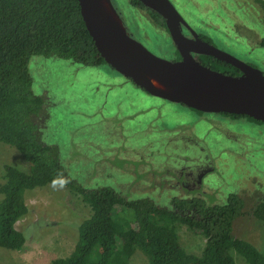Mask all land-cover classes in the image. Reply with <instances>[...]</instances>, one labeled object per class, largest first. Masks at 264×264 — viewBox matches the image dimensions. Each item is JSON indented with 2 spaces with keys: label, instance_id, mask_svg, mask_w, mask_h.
Returning a JSON list of instances; mask_svg holds the SVG:
<instances>
[{
  "label": "rangeland",
  "instance_id": "rangeland-1",
  "mask_svg": "<svg viewBox=\"0 0 264 264\" xmlns=\"http://www.w3.org/2000/svg\"><path fill=\"white\" fill-rule=\"evenodd\" d=\"M171 1L215 46L264 72V10L254 0ZM113 2L136 39L159 56L177 58L169 31L148 10L133 7L130 0ZM29 66L33 90L44 99L41 139L57 150L77 185H109L127 197L149 196L168 206L171 197L182 192L176 182L173 186L171 170L207 160L217 167L216 187H208L214 184L208 175L200 188L207 191L203 197L209 202H224L237 189L246 193L250 208L264 192V124L199 114L153 96L131 80L124 82L125 77L107 63L84 65L36 55ZM235 136L240 143L228 139ZM177 156L180 159H173ZM5 164L27 168L17 149L0 141V184ZM25 198L29 211L16 223L25 245L21 250L0 246V264H47L70 254L91 206L75 190L52 184L27 190ZM175 229L188 252L201 253L206 242L202 233L181 223ZM234 231L264 252V224L250 213L236 219ZM234 255L236 264H248L240 254ZM127 264L149 262L137 249Z\"/></svg>",
  "mask_w": 264,
  "mask_h": 264
},
{
  "label": "trees",
  "instance_id": "trees-1",
  "mask_svg": "<svg viewBox=\"0 0 264 264\" xmlns=\"http://www.w3.org/2000/svg\"><path fill=\"white\" fill-rule=\"evenodd\" d=\"M130 1L133 7L148 10L168 31L158 12L146 8L140 0ZM254 1L264 10V0ZM201 36L211 40L203 33ZM176 53L179 59L177 49ZM36 55L59 56L84 65L106 63L85 25L78 0H0V141L15 147L28 168L4 165L0 246L11 250L24 247L26 237L16 223L29 211L27 190L63 177L67 180L63 186L79 193L92 212L80 223L71 253L47 264H127L137 249L149 264H236L234 252L248 264H264V252L234 231L236 219L248 213L264 224V192L250 208L246 193L237 189L230 191L224 202H209L198 194L175 195L167 206L149 196L127 197L109 185H77L60 162L57 150L41 139L38 130L44 99L33 90L29 66ZM197 59L225 73H241L212 55L197 54ZM215 114L264 124L248 115ZM235 140L240 143L239 138ZM177 223L204 235L206 242L200 254L183 247L175 229Z\"/></svg>",
  "mask_w": 264,
  "mask_h": 264
},
{
  "label": "water",
  "instance_id": "water-1",
  "mask_svg": "<svg viewBox=\"0 0 264 264\" xmlns=\"http://www.w3.org/2000/svg\"><path fill=\"white\" fill-rule=\"evenodd\" d=\"M78 1L85 25L106 63L146 92L191 109L248 115L264 122V72L201 38L171 0L140 1L164 18L180 54L174 60L155 54L136 39L113 0ZM195 54L212 55L241 73L214 69Z\"/></svg>",
  "mask_w": 264,
  "mask_h": 264
},
{
  "label": "flooded vegetation",
  "instance_id": "flooded-vegetation-1",
  "mask_svg": "<svg viewBox=\"0 0 264 264\" xmlns=\"http://www.w3.org/2000/svg\"><path fill=\"white\" fill-rule=\"evenodd\" d=\"M183 31L185 32L186 35H189V36L191 35V32L187 27L183 26ZM197 33L202 38L201 33L200 32H197ZM195 56L197 57V54H195ZM129 80H131V79L125 78L123 81L127 82ZM110 86H113V84ZM235 138H236V136L234 138H228V139L235 141ZM189 140H191V139H189ZM173 159H180V158L177 156V158H173ZM187 160L188 159L186 158L185 161H187ZM192 162L193 161H191L188 165L178 166V168H173L171 170L173 173L171 178L174 179L173 180L174 181L173 186H175V182H176V185L180 189H182V192L175 194L176 196H189V195H193V194L204 195V193H206L207 191H202V190H200V188H202L203 183H206V177L208 175H211L212 182L214 181V184L210 183V185H208V184H206V185H208L209 188H215L217 185L216 184V182H217L216 176H215V175H217V167H216V165L213 164V162H210L207 160H198V161L196 160L194 163H192ZM173 165L176 166L175 163H173Z\"/></svg>",
  "mask_w": 264,
  "mask_h": 264
},
{
  "label": "clouds",
  "instance_id": "clouds-1",
  "mask_svg": "<svg viewBox=\"0 0 264 264\" xmlns=\"http://www.w3.org/2000/svg\"><path fill=\"white\" fill-rule=\"evenodd\" d=\"M66 183H67V180L65 178L59 177V178L53 179L52 186L53 188H55L57 185L63 186Z\"/></svg>",
  "mask_w": 264,
  "mask_h": 264
},
{
  "label": "bare ground",
  "instance_id": "bare-ground-1",
  "mask_svg": "<svg viewBox=\"0 0 264 264\" xmlns=\"http://www.w3.org/2000/svg\"><path fill=\"white\" fill-rule=\"evenodd\" d=\"M104 1H105V0H104ZM155 84H156L157 86H159V87H162V85L159 84V83H157V82H155Z\"/></svg>",
  "mask_w": 264,
  "mask_h": 264
}]
</instances>
